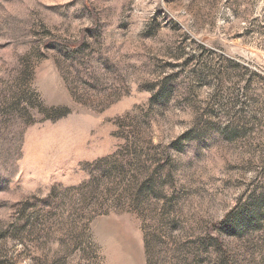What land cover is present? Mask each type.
Instances as JSON below:
<instances>
[{"label":"rangeland","instance_id":"obj_1","mask_svg":"<svg viewBox=\"0 0 264 264\" xmlns=\"http://www.w3.org/2000/svg\"><path fill=\"white\" fill-rule=\"evenodd\" d=\"M0 264H264V0H0Z\"/></svg>","mask_w":264,"mask_h":264}]
</instances>
